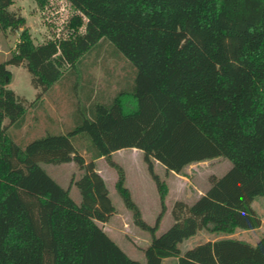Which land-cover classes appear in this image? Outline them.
I'll list each match as a JSON object with an SVG mask.
<instances>
[{"label": "trees", "instance_id": "16d2710c", "mask_svg": "<svg viewBox=\"0 0 264 264\" xmlns=\"http://www.w3.org/2000/svg\"><path fill=\"white\" fill-rule=\"evenodd\" d=\"M34 1L43 8L48 0ZM65 1L73 10L66 36L34 43L25 18L9 8L13 1L0 0V29L22 27L13 52L0 61V264H163L170 257L176 264H264V234L254 244L225 236L180 247L199 230L229 234L261 224L252 202L264 198V0ZM102 42L130 62L124 86L109 97L82 86L84 104L72 127L15 142L9 126L20 127L28 105L65 69L82 66L92 51L98 55ZM8 64L27 68L37 89L33 101L8 86ZM122 148L142 151L156 185L161 210L152 225L111 157ZM218 156L230 161L229 169L211 175L190 204L176 200L172 223L156 234L167 185L153 160L180 173ZM98 158L115 169L114 188L133 223L150 233L144 262L97 224L115 212L95 170ZM39 162L76 163L79 202Z\"/></svg>", "mask_w": 264, "mask_h": 264}, {"label": "rangeland", "instance_id": "374dc122", "mask_svg": "<svg viewBox=\"0 0 264 264\" xmlns=\"http://www.w3.org/2000/svg\"><path fill=\"white\" fill-rule=\"evenodd\" d=\"M12 1L9 8L25 18L24 27L28 29L34 43L66 36L73 10L65 0H48L43 8H39L34 0ZM21 28L16 31L0 29V61L8 58L13 52L19 40ZM99 49L98 55L96 50L88 53L89 56L83 59L82 66L78 65L71 71L65 69L64 66L66 71L61 80L43 94L41 100L34 105H28L21 126H9L8 130L15 142L25 144L45 132H64L72 127L75 114L82 110L84 104L83 96L86 93L82 92V86L92 87L93 94L103 95V97L111 96L119 87L124 86L126 79L129 80L131 77L130 62L122 55L117 56V53L106 42H102ZM7 68L11 71V81L8 86L18 96L24 98L26 103L33 101L37 89L31 84V75L27 68L24 65L11 64H8ZM129 83L130 81L127 84ZM87 104L88 101H85L86 106ZM84 143L81 139L76 141L85 161H88L89 154L83 148ZM140 153L129 148H122L114 154L113 159L118 161L126 171L124 184L131 190L132 199L139 208L141 218L152 225L160 213L161 205L156 185ZM39 165L59 185L64 188L68 187L71 198L79 202L80 194L73 180L82 174V170L76 163L39 162ZM97 166L105 167L103 168L106 171L105 184L108 196L115 208V212L106 222L97 221V224L130 258L144 262L143 248L150 241V233L133 223L131 212L124 206L121 197L116 192L114 188L115 169L111 166L110 168L103 158L97 159ZM230 166L231 163L227 158L218 156L189 163L180 173L169 174L167 172L164 174L162 165L158 164L155 171L159 178L165 181L169 192L164 199L165 211L160 216L156 234L163 232L172 223L171 207L176 200L190 204L208 188L211 175L220 176ZM252 205L261 217L259 227L235 229L229 234L199 230L196 235L182 241L180 247L185 248L205 239L225 236L243 239L254 244L264 234V198H256ZM163 264H176V259L165 258Z\"/></svg>", "mask_w": 264, "mask_h": 264}, {"label": "crops", "instance_id": "0c3cea01", "mask_svg": "<svg viewBox=\"0 0 264 264\" xmlns=\"http://www.w3.org/2000/svg\"><path fill=\"white\" fill-rule=\"evenodd\" d=\"M0 51H1V49H0ZM129 149H131V150H135V152H141L140 154H142V151L141 150H139V149H136V148H129ZM119 150V149H118ZM118 150H116V151H114V152H112V154H111V157H112V159H113V157H114V154L118 151ZM99 159V158H98ZM114 160V159H113ZM114 161H116V160H114ZM106 162V161H105ZM118 164H120L118 161H116ZM158 164H160L158 161H156V160H153V169H154V171H155V167L158 165ZM120 166L123 168V170H124V183H125V180H126V176H127V174H126V171H125V169H124V167L120 164ZM110 167V166H109ZM163 167V166H162ZM103 168H105V167H103ZM103 168H101V167H99V166H97V159L95 160V170L101 175V177H102V179L104 180V182L106 183V179H105V173H106V171H105V169H103ZM111 168V167H110ZM163 169H164V167H163ZM105 171V172H104ZM164 174H166L167 172H169V174H176V173H174V172H172V171H166L165 169H164ZM156 172V171H155ZM115 178H116V172L114 173V181H115ZM125 185V184H124ZM127 187V186H126ZM128 188V187H127ZM128 190H129V192H130V195H131V198H132V193H131V190L128 188ZM169 191L167 190V193H168ZM167 193H166V195H167ZM134 201V200H133ZM199 232V231H198ZM197 234V233H196ZM195 234V235H196ZM189 238H187L186 240H188ZM207 240H214V239H205L204 241H207ZM197 243H199V242H197ZM196 244V243H195ZM194 245V244H193ZM193 245H189V246H187V247H185V248H182V250H184V249H186V248H189V247H191V246H193ZM176 259V258H175ZM164 260V259H163Z\"/></svg>", "mask_w": 264, "mask_h": 264}]
</instances>
